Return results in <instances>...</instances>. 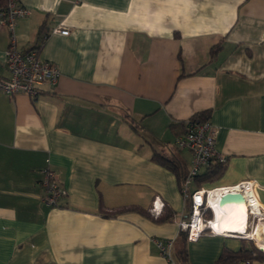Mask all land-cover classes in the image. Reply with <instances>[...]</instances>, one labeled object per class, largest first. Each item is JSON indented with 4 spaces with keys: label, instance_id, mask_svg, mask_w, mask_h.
<instances>
[{
    "label": "crops",
    "instance_id": "1",
    "mask_svg": "<svg viewBox=\"0 0 264 264\" xmlns=\"http://www.w3.org/2000/svg\"><path fill=\"white\" fill-rule=\"evenodd\" d=\"M19 3L29 13L15 22L17 46L38 44L60 75L35 97L0 89V264H168L157 240H172L178 264H212L224 247H250L180 228L192 153L175 138L206 111L223 169L188 190L249 180L264 210V0ZM8 43L0 25V77ZM45 166L66 190L58 205L42 201ZM126 205L142 211L114 212ZM257 249L232 264H264Z\"/></svg>",
    "mask_w": 264,
    "mask_h": 264
},
{
    "label": "built area",
    "instance_id": "2",
    "mask_svg": "<svg viewBox=\"0 0 264 264\" xmlns=\"http://www.w3.org/2000/svg\"><path fill=\"white\" fill-rule=\"evenodd\" d=\"M28 13L29 9L20 4L19 0H8L6 5L0 7V25H4L9 31V43L4 51L9 74L0 77V89L9 95L23 92L35 97L41 84H56L60 71L55 64L39 55L38 44L29 48L17 46L14 25L19 17L26 16ZM51 32L66 34L68 29L55 26ZM215 135L216 127L208 119L189 118L185 131L175 138L176 146L187 148L192 153L191 167L182 186L184 197H189L190 200V211L185 219L179 221L180 228L187 231L189 239L197 238L203 233L234 235L252 239L254 244L259 247L250 232L255 230L257 222L264 218V210L262 211L259 205H255L252 181H240L235 185L220 188L217 193L214 192L217 188L188 190V185L193 181V177L202 168L207 167L212 161L223 162L225 160L224 156L216 150ZM42 187V201L46 205H58L60 198L66 194L65 188L57 180L55 171L49 166L43 168ZM225 191H241L245 196L248 216L244 231H219L213 224L215 219L214 204L219 205V195ZM212 192L215 195L214 202L210 200ZM156 245L160 253L167 259L168 264H178L171 255L172 240H157ZM244 263L249 264L251 260L245 259Z\"/></svg>",
    "mask_w": 264,
    "mask_h": 264
},
{
    "label": "trees",
    "instance_id": "3",
    "mask_svg": "<svg viewBox=\"0 0 264 264\" xmlns=\"http://www.w3.org/2000/svg\"><path fill=\"white\" fill-rule=\"evenodd\" d=\"M7 2H8V0H0V7L6 5ZM43 38H45V35H42L40 37V40ZM190 118L205 119L206 118V111H200L198 113H195ZM153 157H155L157 160L162 161V163L168 165L167 161L162 160L163 157H161L157 153H154ZM222 163H223L222 161H217V163H214L213 165H209V167L204 172L198 173L197 175H195L193 177L194 182L199 184V183L204 182V181L213 180L215 177H217L221 173V171L223 169ZM126 210H140V211H142L141 209H138L136 206L126 205V206H122L120 208L115 209L114 212L115 213L116 212H123ZM185 256H186V252H185V255H183V257L185 258ZM242 256H250V257L255 256L257 258H261L262 254H261V252L258 251V249L255 246V244L253 243V241H251L250 247L247 248L243 245L238 250H235V251L224 247L222 249L217 261L215 263H212V264H217L218 262H220L221 264H232L237 258H240Z\"/></svg>",
    "mask_w": 264,
    "mask_h": 264
},
{
    "label": "bare ground",
    "instance_id": "4",
    "mask_svg": "<svg viewBox=\"0 0 264 264\" xmlns=\"http://www.w3.org/2000/svg\"><path fill=\"white\" fill-rule=\"evenodd\" d=\"M214 213L215 219L213 220V224L217 230L244 231L246 229L248 208L244 204L226 203L219 206L215 203ZM261 231L260 233L259 229H257V232L256 230H252L250 235L257 237L259 241H264V229Z\"/></svg>",
    "mask_w": 264,
    "mask_h": 264
},
{
    "label": "water",
    "instance_id": "5",
    "mask_svg": "<svg viewBox=\"0 0 264 264\" xmlns=\"http://www.w3.org/2000/svg\"><path fill=\"white\" fill-rule=\"evenodd\" d=\"M245 201V196L241 191H225L221 193L218 198L219 206H222L226 203L244 204L247 206ZM260 249L263 250L262 248Z\"/></svg>",
    "mask_w": 264,
    "mask_h": 264
},
{
    "label": "rangeland",
    "instance_id": "6",
    "mask_svg": "<svg viewBox=\"0 0 264 264\" xmlns=\"http://www.w3.org/2000/svg\"><path fill=\"white\" fill-rule=\"evenodd\" d=\"M253 241V240H252Z\"/></svg>",
    "mask_w": 264,
    "mask_h": 264
}]
</instances>
